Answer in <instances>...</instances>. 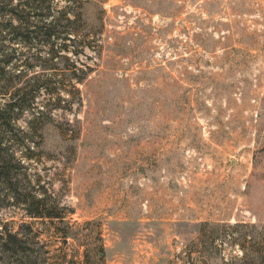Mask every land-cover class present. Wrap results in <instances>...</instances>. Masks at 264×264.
Segmentation results:
<instances>
[{"label":"rangeland","instance_id":"obj_1","mask_svg":"<svg viewBox=\"0 0 264 264\" xmlns=\"http://www.w3.org/2000/svg\"><path fill=\"white\" fill-rule=\"evenodd\" d=\"M85 1L93 70L27 160L56 215L1 199L0 264H264V0Z\"/></svg>","mask_w":264,"mask_h":264},{"label":"trees","instance_id":"obj_2","mask_svg":"<svg viewBox=\"0 0 264 264\" xmlns=\"http://www.w3.org/2000/svg\"><path fill=\"white\" fill-rule=\"evenodd\" d=\"M60 1L65 4L59 9L53 0H17L0 10V34L9 32L11 44L34 41L46 50V57L24 56L0 47V201L21 204L30 218L56 215L54 205L49 208L43 198L27 192V160L39 147L38 131L54 111L70 110L79 103L78 85L93 70L88 54L95 56L100 50L96 31L81 13L86 1ZM35 66L41 71L30 72ZM23 116L26 120L20 124ZM4 233L16 239V233Z\"/></svg>","mask_w":264,"mask_h":264}]
</instances>
